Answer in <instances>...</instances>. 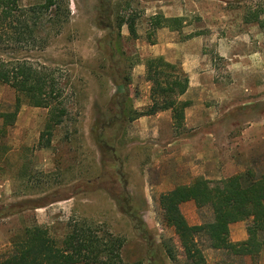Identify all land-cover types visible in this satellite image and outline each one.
Wrapping results in <instances>:
<instances>
[{"label": "rangeland", "instance_id": "374dc122", "mask_svg": "<svg viewBox=\"0 0 264 264\" xmlns=\"http://www.w3.org/2000/svg\"><path fill=\"white\" fill-rule=\"evenodd\" d=\"M42 2L17 0V7ZM245 6L238 0H68L70 18L60 33L48 37L40 27L35 42L0 43V60L25 58L52 75L54 96L66 111L62 123L49 130L48 111L22 101L15 125L0 140V258L25 229L45 228L60 241L71 224L85 220L124 240V264H149L152 241L154 264H183L177 238L161 220L159 196L197 179L217 182L250 168L264 173V40L256 26L243 23ZM156 15L184 18V28L152 33L149 22ZM118 18L134 20L136 35L126 24L119 26ZM190 34L201 35L187 39ZM193 39L200 40L202 67L215 70L218 85L235 80L251 90L223 122H211V137L199 135L208 128L184 124L181 131L172 128L171 138L161 125L155 157L152 140L135 133L143 128L135 127L140 118L134 114L150 104L144 63L154 58L152 44L158 53ZM224 45L243 63L255 52V72L231 76L233 59ZM16 97L0 84L3 111L13 110ZM127 199L150 233L145 239L122 213ZM180 211L189 226L212 221L209 209L192 202ZM246 226H230L232 243L245 241ZM203 253L207 264H264V251L255 260L235 258L204 244Z\"/></svg>", "mask_w": 264, "mask_h": 264}, {"label": "trees", "instance_id": "16d2710c", "mask_svg": "<svg viewBox=\"0 0 264 264\" xmlns=\"http://www.w3.org/2000/svg\"><path fill=\"white\" fill-rule=\"evenodd\" d=\"M238 1L246 3L243 23L256 26L264 40V0ZM69 18L68 0H43L42 4L28 8H18L17 0H0V43L35 42L40 27L48 31V37L51 33L56 35ZM127 21L118 18L119 26L126 24L129 34L135 36L134 20L128 24ZM184 23L185 19L181 17L156 15L150 18L149 28L152 33L160 29L180 32ZM200 35L190 34L187 39ZM144 67V79L150 86V104L135 113L134 119L170 112L173 130L181 131L185 111L191 106V102L182 100L188 89L187 76L178 64L169 63L163 57L147 59ZM0 84L11 88L17 96L13 110L3 111L0 106V140L15 125L22 101L29 107L48 111L49 130L62 123L66 111L54 96L55 79L34 68L25 58L0 60ZM125 202L127 209L122 213L130 219L134 231L145 239L150 235L145 223L133 213L131 201ZM188 202L197 209H209L212 221L189 226L180 211L181 205ZM157 204L163 224L177 238L183 264H207L204 244L213 251L235 258L255 260L264 251V173L258 174L250 168L217 182L197 179L189 186L161 194ZM241 222H247L246 240L232 243L230 226ZM123 246L122 238L85 220L71 224L60 241L53 239L45 228L36 226L25 229L23 237L0 258V264H124ZM156 248L152 241L149 264L155 263ZM156 264L161 263L156 260Z\"/></svg>", "mask_w": 264, "mask_h": 264}, {"label": "crops", "instance_id": "0c3cea01", "mask_svg": "<svg viewBox=\"0 0 264 264\" xmlns=\"http://www.w3.org/2000/svg\"><path fill=\"white\" fill-rule=\"evenodd\" d=\"M154 45V44H153ZM150 47L152 57H163L165 61L169 63L178 62L180 68L187 76L189 84L188 89L182 100L184 101H197L206 103V106H198L197 104H191L186 109L184 124L186 128H208V131L199 133L200 137H211L209 125L215 120L223 122V116L229 114L233 109L241 107L243 104L242 97H245V92L250 91V86H245L239 81H233L226 86L218 85L219 83L214 80L216 74L214 69H207L202 67L201 64V52L199 50L200 40L193 39L186 43L179 44V46L167 45L169 48H162L157 53L155 46ZM197 46L196 51H190L191 48ZM187 49L189 51H187ZM224 49L230 50L232 55V66L228 72L231 76L246 75L247 73L255 72L257 55L252 52L248 56L246 63L244 61L235 60L234 51L229 48L228 45H224ZM230 57V56H229ZM190 60L192 62L190 63ZM247 64V65H246ZM216 79V78H215ZM250 89V90H249ZM136 128L142 127L143 131L135 132L137 137L141 139H151L153 144V154L156 157V138L160 141L159 128L163 125L168 131V135L172 136V121L170 112H164L152 117H144L135 121ZM211 129V128H210ZM172 138V137H171ZM173 141L170 140L167 148L173 149L175 146ZM180 150H183V145H180ZM167 149V151H169ZM243 239V238H242ZM246 240V239H245Z\"/></svg>", "mask_w": 264, "mask_h": 264}]
</instances>
